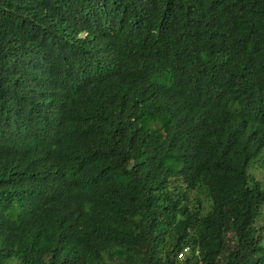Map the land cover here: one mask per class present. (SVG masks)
<instances>
[{
  "label": "trees",
  "instance_id": "trees-1",
  "mask_svg": "<svg viewBox=\"0 0 264 264\" xmlns=\"http://www.w3.org/2000/svg\"><path fill=\"white\" fill-rule=\"evenodd\" d=\"M259 163L264 0H0V264H264Z\"/></svg>",
  "mask_w": 264,
  "mask_h": 264
},
{
  "label": "rangeland",
  "instance_id": "rangeland-1",
  "mask_svg": "<svg viewBox=\"0 0 264 264\" xmlns=\"http://www.w3.org/2000/svg\"><path fill=\"white\" fill-rule=\"evenodd\" d=\"M249 174H252L264 186V164L263 163H259L255 167H251ZM256 225H257V227L264 225V208L261 209V215H260V218L258 219ZM10 264H12V263H10Z\"/></svg>",
  "mask_w": 264,
  "mask_h": 264
},
{
  "label": "built area",
  "instance_id": "built-area-1",
  "mask_svg": "<svg viewBox=\"0 0 264 264\" xmlns=\"http://www.w3.org/2000/svg\"><path fill=\"white\" fill-rule=\"evenodd\" d=\"M185 251H187L186 249L184 250V252ZM183 257V253H180L179 255H178V258H182Z\"/></svg>",
  "mask_w": 264,
  "mask_h": 264
}]
</instances>
